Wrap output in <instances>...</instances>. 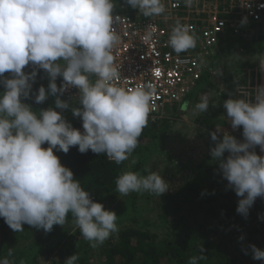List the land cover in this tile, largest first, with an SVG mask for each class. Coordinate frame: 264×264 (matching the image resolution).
Masks as SVG:
<instances>
[{"label":"trees","instance_id":"trees-1","mask_svg":"<svg viewBox=\"0 0 264 264\" xmlns=\"http://www.w3.org/2000/svg\"><path fill=\"white\" fill-rule=\"evenodd\" d=\"M60 1L0 0V9H5L0 20V130L16 142H0L4 157L0 182L11 188L7 200L0 202V264H38L40 256L53 253H58L60 261L51 264H91L89 252L94 245L104 258L102 264H163L165 260L167 264H237L231 250L262 248L264 184L260 180L249 186V181L229 167L217 172L205 163L174 191L160 193L157 180L152 188L144 184L146 179L140 183V178L148 176L144 165L166 142L173 122L159 118L129 121L107 146L81 143L64 134L91 122L101 110L100 95L94 88L72 102L58 94L62 79H77L93 64L92 41L75 48V61L65 70H40L20 62L29 35L40 23L57 20ZM112 1L119 12L131 14L134 4L144 0ZM10 14H16L12 28H8ZM262 38L260 33L252 41L242 36L229 41L260 44ZM232 45L229 47L235 49ZM243 48L249 49L248 44ZM45 49L36 47L38 53ZM222 58L223 54L217 55L215 62ZM210 76H201L180 110L195 100L197 91L210 88L219 92ZM19 89H23L21 96ZM31 114L49 118L31 120ZM202 118L196 123L212 129L217 115L211 112ZM236 124L239 139H246V124ZM44 134L51 136L42 141L28 139ZM119 152L134 156L130 162L125 158L109 161L108 155ZM134 186V190L159 192L153 202L157 210L154 220L163 226L162 234L152 230L153 222L146 227L144 218L140 222L132 218L137 211L136 194L126 191ZM45 211L53 212L67 229L59 231L55 224L50 225L43 236L32 239L26 251L16 254L17 242L30 240L28 234L37 229L33 222ZM126 217L135 224L114 231L121 224L118 219Z\"/></svg>","mask_w":264,"mask_h":264},{"label":"rangeland","instance_id":"rangeland-1","mask_svg":"<svg viewBox=\"0 0 264 264\" xmlns=\"http://www.w3.org/2000/svg\"><path fill=\"white\" fill-rule=\"evenodd\" d=\"M78 2L79 0L60 1L56 6V8H59L57 20L40 23L25 40L23 44L24 51L20 57L21 63L46 71L65 70L69 64L74 63L75 48L82 47V44L87 42L90 36L74 21V13ZM151 4H155V7H151ZM114 5L118 7L116 3ZM4 10L3 8L0 9V20L5 16ZM131 14L138 17L148 15L161 24L169 26L175 16L170 11L169 0L137 2L133 6ZM15 15L10 14L8 17V28H12ZM254 37L249 36L248 38L252 41ZM244 44H248L249 49L243 48ZM39 45L45 46L46 49L38 53L36 47ZM229 45H235V49L229 47ZM227 53L229 55L226 56ZM222 54L223 58L216 63V56ZM204 64L213 68L214 74L210 77L219 92L216 94L210 88L201 92L197 91V97L187 108L180 110L182 104H175V108L166 110L159 117L160 120L173 122L171 124L172 129L163 146L161 145L148 158L144 165L148 176L140 178V183L142 179H146L147 181L144 184H150L148 188H152L153 183L157 180L160 193L167 190H177L179 186L194 176V173L199 170V165L205 163L211 167H216L217 172H225L229 167L241 179L249 181V186H252L257 180L264 184V38H262L260 44H253L250 41L240 44L234 41L230 42L229 39L223 40L218 49L206 59ZM244 77L246 79L241 83L240 81ZM91 88L92 82L88 79L83 94L89 93ZM22 93L23 89H19V96ZM23 112L29 115L25 107H23ZM211 112H215L217 115V120L214 122L215 125L212 129L196 123L197 119L203 120L202 116L209 115ZM29 118L31 120H44L49 117L31 114ZM235 120L236 122H232ZM237 122L246 124L244 126L248 130L246 139H239L241 132L236 124ZM7 135V132L0 130V142L15 145L16 142L7 139ZM47 136H51V134L34 138L29 137L28 139L42 141ZM145 145H148L147 141H145ZM132 156H134V153L119 152L117 159L125 158L130 162ZM3 164L4 157L0 155V179L4 173L2 170ZM222 177L224 175L221 174L220 178ZM144 184L143 186H145ZM134 188L135 186L130 187L126 191L136 194L134 204L135 209H137L135 212L137 216L134 213L132 218L138 222L144 218L146 220L144 226L146 227L147 224L153 222L155 226L152 230L155 233L162 234L163 226L154 220L157 210L155 211L153 202L158 199L157 194L159 192L152 193L151 190H146V188L142 190H134ZM10 190L9 186L0 182V202L7 200ZM148 197L150 198L148 199ZM113 213L116 214V212ZM121 219L124 221L118 219L117 222H121V224H117L114 231L135 224L127 217ZM33 224L37 229L33 230V235L28 234L29 238L32 236L29 241L21 240L17 242L16 254L21 250L26 251L32 239L43 236L49 230L50 225L55 224L59 231H64V227L67 229V224L51 211L39 214V219L34 221ZM105 237L104 235L101 238ZM255 246L252 250H248V246L231 250L238 260L237 264H264V246L262 248ZM99 251L98 246L94 245L92 247L91 252H89L91 264H102L104 258L99 255ZM53 261H60L58 253L40 256L38 264H51ZM24 263L25 261L22 264ZM163 264H167V261L165 260Z\"/></svg>","mask_w":264,"mask_h":264},{"label":"built area","instance_id":"built-area-1","mask_svg":"<svg viewBox=\"0 0 264 264\" xmlns=\"http://www.w3.org/2000/svg\"><path fill=\"white\" fill-rule=\"evenodd\" d=\"M169 8L175 15L170 26L148 15L121 13L111 0H79L74 21L90 35L95 58L79 78L62 79L58 94L75 101L89 79L101 110L65 135L111 144L127 122L155 120L184 103L203 74H214L204 63L221 41L264 35V0H169ZM117 155H108L109 161Z\"/></svg>","mask_w":264,"mask_h":264}]
</instances>
